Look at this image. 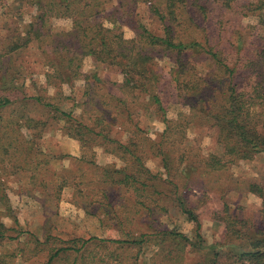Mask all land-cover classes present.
Segmentation results:
<instances>
[{"label":"trees","instance_id":"trees-1","mask_svg":"<svg viewBox=\"0 0 264 264\" xmlns=\"http://www.w3.org/2000/svg\"><path fill=\"white\" fill-rule=\"evenodd\" d=\"M147 1L121 0L119 7L110 12L111 0H0V248L23 235L10 200L9 182L23 189L20 183L25 176L29 180L25 192L32 195L33 189L41 188L46 195V184L39 181L36 172L45 157L37 142L46 122L21 108L33 101L55 112L70 137L81 142L89 137L110 145V152L124 166L106 168L102 176L132 192V209L138 208L143 212L140 219L148 220L147 231L135 230L130 227L133 223L128 218L129 210L118 212L108 205L106 215L112 217L117 230L114 237L63 240L57 247L50 246L47 237L37 245V252L47 255L46 264H93L86 252L101 244L117 250L101 264H139L148 246L156 250L153 256L159 258V264H264V222L262 228L249 227L247 221H227L220 216L218 220L226 225L225 236L205 248L202 222L186 196L193 190V173L209 176L264 154V0L213 1L242 17L257 19L258 25L236 31L234 44L228 43L235 51V62L214 44V34L207 27L213 14L209 0H154L151 13L162 25L160 33L140 23L134 26L136 36L126 39L124 22L135 5ZM57 19L71 20L72 27L56 30L53 22ZM257 28L259 44L250 48L249 33ZM32 47L49 66L48 87L72 85L77 80L93 87L105 83L112 86L113 100L118 102L110 122L106 121V109L99 106L102 117L94 119L93 127L43 96L18 97L16 93L22 87L19 83L27 77L28 69L17 65L16 58ZM86 58L120 74L122 81L111 83L98 75L85 76L82 70ZM165 58L174 65L170 81L177 104L185 109L176 119L167 116L163 80L155 70L157 60ZM203 63L211 65L205 77L198 74V66ZM145 115L165 125L154 140L141 126ZM196 124L212 130L216 145L222 148L220 154L201 156L198 148H189L188 131ZM114 126L125 140L111 135ZM24 128L31 132L29 137L22 134ZM150 157L160 160L166 178L146 167ZM249 191L262 197L255 184L249 186ZM175 214L186 216L195 225L193 238L160 223L159 217L172 219ZM193 258L195 262L190 263ZM11 260L8 254L0 255V264Z\"/></svg>","mask_w":264,"mask_h":264},{"label":"rangeland","instance_id":"rangeland-1","mask_svg":"<svg viewBox=\"0 0 264 264\" xmlns=\"http://www.w3.org/2000/svg\"><path fill=\"white\" fill-rule=\"evenodd\" d=\"M120 1L111 0L108 6L110 12L116 6L119 7ZM213 1L209 0L213 14L207 27L214 34V44L235 62V51H232L228 43L234 44L236 31H241L246 26L258 25L257 19L252 16L242 17L239 13H234L235 10L223 8ZM122 2L125 3V1ZM153 2L154 0L140 2L132 8V15L124 22L123 27L126 39L136 36L134 26L140 23L160 33L162 25L151 13ZM236 11L239 12L238 9ZM25 19L30 20L27 16ZM53 25L56 30H69L72 27V21L57 19ZM1 34L0 31V37ZM258 36V28L249 33L247 41L250 48L259 44ZM195 62H200V60L195 58ZM16 64L28 69L27 77L19 83L22 87L20 93H16L18 97L43 96L55 107L71 113L76 119H82L93 127H95L94 119L102 117L97 106L102 107L103 110L106 109L107 122H110L111 117L113 118L118 100H113V89L109 84L93 87L84 80H77L72 85L48 87L46 86V74L50 71L49 66L41 60L39 51L33 47L16 58ZM173 67L174 65L168 58L159 59L155 64V70L163 80L162 90L168 108L167 116L170 119H176L178 112L183 109L177 104L176 92L170 81ZM210 68L209 63L200 64L198 74L205 77ZM82 71L88 77L98 75L103 81L111 83L122 81L120 74L105 67L96 66L91 58L84 60ZM21 108H25L29 116L46 122L41 140L37 142L38 148L45 157L36 171L39 174V181H44L46 184L43 188L46 190V195H43L41 188L33 189L32 195L25 192L24 190L29 186V180L25 176L20 183L23 189H20L15 182H9L10 200L16 208L23 232L18 241L0 248V255L5 253L13 259L9 264H46L47 255L42 251L37 252V245L44 242L47 237L51 239L49 240L50 246L54 247L59 246L63 240L114 237L117 230L112 217L106 215L105 207L108 208V205L118 212L129 210L128 218L133 223L130 227L135 230L143 228L147 231L148 220L140 219L139 216L143 212L138 208L132 209L134 196L132 192L118 188L116 184L108 182L102 176L106 168L114 166L119 169L124 166V163L110 152L108 143L95 141L94 138L89 137L86 142H81L70 137L62 129L64 122L60 119L57 121L55 112L44 110L33 101L29 106ZM143 119L142 128L151 139H156L157 134L164 130L165 125L152 115H145ZM30 133L25 128L22 129L24 136L29 137ZM111 135L125 140L118 126L113 127ZM187 144L190 149L198 148L202 152L201 156L220 154L222 151V148L216 145L214 133L206 125H194L188 131ZM146 167L155 175L166 178V171L159 159L150 157L146 161ZM198 169L203 171L202 168ZM192 179H194L193 190L187 192L186 196L188 204L196 210L202 222L205 248L222 241L225 236L226 225L221 219L218 220L220 216L226 217L227 221L244 220L250 223H248L249 227L262 228L264 222V154H259L253 161L237 162L229 166L227 171L209 176L199 172L193 173ZM251 184L258 186L262 197L259 193L249 191ZM48 195L49 199L46 198ZM101 206L104 208L100 209ZM159 218H161L160 223L166 224L169 229L178 230L190 238L194 237L195 225L189 222L186 216L175 214L172 219ZM5 222L7 225L11 223L9 220ZM150 231L151 228H149ZM105 246L93 245L88 249L86 255L92 258L93 264L96 262L101 264V260L107 261L112 254L117 252L115 247ZM39 248L43 249V247ZM155 251L154 248L148 246V249L146 248L140 255L139 264H159V258L153 256ZM193 259L190 263L195 262L196 258Z\"/></svg>","mask_w":264,"mask_h":264}]
</instances>
